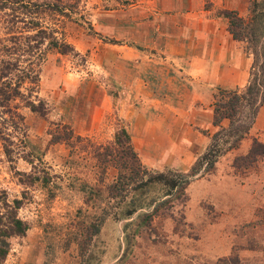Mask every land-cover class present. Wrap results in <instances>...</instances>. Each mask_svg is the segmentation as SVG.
Here are the masks:
<instances>
[{
	"label": "rangeland",
	"instance_id": "rangeland-1",
	"mask_svg": "<svg viewBox=\"0 0 264 264\" xmlns=\"http://www.w3.org/2000/svg\"><path fill=\"white\" fill-rule=\"evenodd\" d=\"M42 1L70 4V9L40 3L36 10L31 2L36 13L10 23L11 8H0V47L34 31L30 16L74 47L30 53L37 79L25 78L19 84L24 95L9 102L22 114V128L0 111V196L10 203L20 199L17 216L28 224L24 233L2 239L7 252L0 264H205L234 254L264 264V155L252 162L241 158L255 138L264 140V96L243 136L231 144L218 140L222 148L214 165L204 169L203 164L181 193L150 216L138 217L153 205L114 217L139 199L138 193L130 192L118 205L112 197L104 205L95 192L90 199L86 195L88 187H100L108 196L104 186L117 169L106 161V147L120 126L147 167L188 171L213 134L228 124L227 118L213 123V101L221 96L217 88L241 91L255 79L258 94L264 92V77L252 69L259 59L247 40L233 36L222 13L233 8L248 18L254 0H229L227 7L224 1H200L211 13L193 9V24L182 31L183 51L177 54L154 46L139 53L125 42L135 22L142 21L152 25L154 38L178 43L173 18L158 17L155 0ZM212 35L230 43L211 47ZM5 51L0 49V57ZM24 52L10 55L18 67L25 66ZM12 72L14 81L17 70ZM157 72V79L150 78ZM29 91L30 98L43 102V113L28 106ZM154 189L161 191L144 190L150 195Z\"/></svg>",
	"mask_w": 264,
	"mask_h": 264
},
{
	"label": "trees",
	"instance_id": "trees-1",
	"mask_svg": "<svg viewBox=\"0 0 264 264\" xmlns=\"http://www.w3.org/2000/svg\"><path fill=\"white\" fill-rule=\"evenodd\" d=\"M36 1L37 0H0V8H11V14L13 16L8 19V22L10 23L13 22L14 19H18L19 21L24 20L26 17L24 15H31L32 11L36 13L35 11L39 10L40 3L62 12L66 11V7L70 9V4L63 3L61 5L60 2H50L48 4L42 0H40V2ZM31 2L32 4H36V10L30 9ZM263 2L264 0H254V3L250 7V15L248 18L240 15L238 11L233 8L223 9L222 13L228 19V27L233 36L241 40H247L249 45H251L255 60L259 59L257 65H253L252 69L257 67L255 70H258V72L264 77V59H260L261 56L264 57V10L261 7L263 6ZM14 12L15 15L13 14ZM20 14L21 16H19ZM30 19L31 26H33L32 29H34L31 34L29 33L21 36L24 38L23 41L20 40L19 37L13 39L11 44L3 42L0 47L2 50H7L5 51L7 56L0 57V104L3 106L0 111L5 115L1 116L3 119H7L8 122H11V125H17L18 129L22 128L24 125V122L22 121L23 116L13 108L12 105H9V102L11 99H14L16 95H24L19 84H21L25 78L29 82H35L37 79V73L32 68L33 55L30 53L40 52L43 47L55 48L60 52H67L74 48L64 37L54 34L53 30L43 22L38 19L33 20L34 16H30ZM46 38L48 39L47 41ZM21 49L27 53L24 52L26 59L25 66L18 67L16 59L14 57L11 58L10 55L11 53H20ZM14 69H16L17 72L14 74L16 75L15 80L12 81V71H14ZM250 74H253V70ZM250 79L252 78L250 77ZM252 81L253 82L250 81L241 91L235 88H217L221 96L213 101V123L220 124L223 119L227 118L228 124L221 126V128L213 134L214 137L212 136V141L208 145V148L196 158L188 171H181L172 167H167L163 170H156L147 167L140 160L137 151L134 149L131 135L127 128L125 126L117 128L114 133V141L106 147L107 157L110 155V158H105L106 161L109 159L111 165L116 167V177L113 178L112 182H109L104 186V190L106 191V194L108 193V196L103 195L100 187H88L86 190L88 198L90 199L92 197V192H95V194L98 195L100 202L104 203V205L109 203L110 197L117 199L115 203L118 205L121 200L127 198V195L130 192L138 193L140 198L135 200V202L131 201L128 208L119 210L122 212H118V210L115 211L113 214L114 217L117 218L120 215H127L133 213L139 208L153 205L150 211L140 212L141 215L138 217L144 218L148 215L150 216L161 204L169 201L172 195L177 194L178 192L181 193L182 187L187 181H189L188 177L196 174L203 164H205L204 169H209L214 165L216 156L221 152L222 148V144L218 143V140H221L223 144L228 142L231 144L240 136H243L244 132L248 130L253 117L258 110V105L264 96V92H262L261 95L258 94L261 87L255 82V79H252ZM31 93V91L28 92L29 98L26 100L28 106H30L32 110L43 113V102L34 101L30 98ZM226 95L228 97L225 100L223 98ZM6 112L8 113L5 114ZM19 119L21 121H19ZM113 145L116 146L113 147ZM263 155L264 140L255 138L247 153L241 158L252 162L256 160L258 156ZM145 187L149 190L153 189V187H158V189H161V191H159L160 194L154 189L151 190L152 192L149 195V193L144 190ZM167 194L169 195L168 197H164L161 200L158 199V196H166ZM131 199L133 198L131 197ZM115 203L109 204L105 209H108V207L112 208ZM20 204L21 200L18 198H14L10 203L4 198V196H0V243L3 241V238L22 234L27 229L28 224L22 218L17 216V208ZM117 205H115V207ZM104 211L107 212L108 210ZM6 252L7 249L0 245V261L4 259ZM205 264L252 263L240 259L238 255L234 254L230 257H217L214 261L206 262Z\"/></svg>",
	"mask_w": 264,
	"mask_h": 264
},
{
	"label": "crops",
	"instance_id": "crops-1",
	"mask_svg": "<svg viewBox=\"0 0 264 264\" xmlns=\"http://www.w3.org/2000/svg\"><path fill=\"white\" fill-rule=\"evenodd\" d=\"M155 1H156V5H157L156 10L158 9V12H156V15L158 17H162L165 19H169V18L172 19L173 18L174 23H177V24L173 23V25L177 28V29L174 28L175 31L179 32V38L176 39L178 43H174V45H172L166 39H164V40L161 39V35L154 38L153 37L154 31H153L152 25L150 28L146 27L142 21L135 22V26L133 27V29L135 31H131V30L128 31L130 38L128 40H125V42L127 41L128 43L133 44L130 46H134V48H137L139 50V53H141L142 48H146L147 46L162 47V48L164 47L163 48L164 51H168V52L173 51L172 54L181 53L183 51V32L182 31L183 30H189V29H187L188 24L191 23L189 20V19H191L189 15H192V13L194 14V12H196V10H193V9H196L198 7V11L201 10V11H207L208 13H211V12L208 11L207 9H201L200 1H203V0H155ZM220 1L225 2L224 5H222V7L228 6L226 4H227V2H229V0H217V2H220ZM231 6H233V5H231ZM207 12H205V13H207ZM152 16H154V18H155L154 13L152 14ZM224 17L220 16L218 20L223 21ZM191 24H193V23H191ZM192 30H193V28H192ZM206 37H207L206 35H202V37H201L202 42L206 41V39H207ZM212 37L213 38L209 42V43H211V47H215L216 42H219V41L221 42L220 46L225 45V43L226 44L230 43V41L228 39H226L227 37H225V38L221 37L220 39H218L215 35H212ZM179 42L181 43V45L179 44ZM209 43H208V45H209ZM160 44H162V46H160ZM189 49L187 52H189ZM174 50H176V52H174ZM125 56L128 57L129 55L125 54ZM194 56L195 55H192V57H194ZM195 59H196L195 62L198 63L199 61L197 60V58H195ZM186 60L188 62H187V64H185V66H187V68H190L188 64H192V61L189 60L188 58ZM152 62L153 61L146 59L147 65L152 64ZM200 63H201V61H200ZM221 63L222 62L220 61V64ZM129 70L135 71V69H133V68H130ZM135 72L138 73V71H135ZM192 72H194V71H190V73H192ZM157 74H158V72L155 73L150 78H154V79L156 78L157 79V77L159 75V74L158 75ZM143 81L145 82V80H143ZM141 88H143V87H141ZM150 107L151 106H149V108ZM126 116H127V114H126ZM130 120L132 121V118Z\"/></svg>",
	"mask_w": 264,
	"mask_h": 264
}]
</instances>
